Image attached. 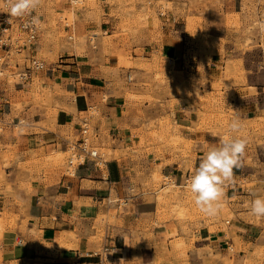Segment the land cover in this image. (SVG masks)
Listing matches in <instances>:
<instances>
[{
  "label": "crops",
  "instance_id": "0c3cea01",
  "mask_svg": "<svg viewBox=\"0 0 264 264\" xmlns=\"http://www.w3.org/2000/svg\"><path fill=\"white\" fill-rule=\"evenodd\" d=\"M120 4L92 0L76 14L67 8L63 25L75 33L74 42L47 35L49 23L44 20L46 29L30 46L29 58L48 54L53 61L46 63V70L33 72L31 80L19 78L27 60L16 63L11 54L25 49L18 53L13 41L10 49L0 47L6 60L0 77V264H100L105 255L104 264H166L174 245L177 251L187 249L191 254L209 247L224 252L228 245H239L236 259L246 256L243 249H264V218L257 222L243 208L255 189L242 183L264 182V137L254 144L246 137L242 166L234 169L236 182L225 188L224 201L233 213L226 221L230 228L220 226L222 218L206 217L194 204H185L182 189L192 168L224 133L212 100H198L195 107L183 102L185 96L171 97L170 91L183 79L167 60L184 50L185 36H174L163 24L165 47L149 41L147 56V46L131 45L133 63L148 65L149 70L119 66L123 47L113 37L119 19L112 12ZM69 15H74L71 27L66 25ZM9 18L0 14V36L4 29H12L6 25ZM215 32L211 29L210 34ZM155 51L160 60H155ZM244 70L241 84L232 86L235 98L226 101V106L237 109L229 120L238 117L243 125L264 116L257 97L264 82L258 83L247 65ZM128 75L130 88L121 84ZM210 78L198 83L201 93L216 94ZM183 83L187 91L194 87ZM129 89L159 102L131 100ZM93 108L98 111L89 117L93 144L104 150L106 163L96 167L87 161L69 174L62 158ZM160 116L179 127L172 134L181 141L177 153L181 158H175L172 147L159 151L151 146L148 152L139 148L141 137L153 138L160 131ZM155 170L169 181L160 183L161 191L182 190L179 197L160 203L151 180ZM175 204L186 210L184 217L172 210Z\"/></svg>",
  "mask_w": 264,
  "mask_h": 264
},
{
  "label": "rangeland",
  "instance_id": "374dc122",
  "mask_svg": "<svg viewBox=\"0 0 264 264\" xmlns=\"http://www.w3.org/2000/svg\"><path fill=\"white\" fill-rule=\"evenodd\" d=\"M77 1L78 2H75V0H40L36 11L33 13V15L38 13L41 19L39 34L46 29L47 22L45 21H48L49 30L47 35H50L55 40L64 39L66 42L76 41L75 33H72V31L68 32V30H66L68 28L63 25L67 17L66 9L68 8L70 12L76 14L83 6H88L92 0ZM108 1L112 3L118 1L121 3L118 8L112 12V14L119 19V24L116 27L117 29L113 37L119 40L123 47L122 51L119 53V66L125 69L141 68L143 70H149L148 65L145 66L142 63H133L131 58V45L137 44L136 46H147L146 55L149 56L151 54L149 50L150 42L163 44V33L160 29L163 24H165L164 29L167 31L171 30L174 36H185L184 50L178 51L174 59L167 60V62L174 66V71L177 70L178 74L183 79L178 85H174L173 89L170 91L171 97L176 100L177 94L185 96L183 102L192 104L195 107L196 104H198V100H205L207 103H212L213 101V110L218 115L217 118H219L218 124L220 125V131L225 133L230 117L236 116L237 114L235 106H226V101L235 98L236 95L235 91L232 90V86L241 84L242 76L245 74L244 66L247 65L248 68L252 69V74L256 75V81L258 83L263 84L264 82V27H262V25H264V0ZM4 2L5 0H0V14H8L3 7ZM59 4L62 8L61 10H56V6ZM62 9H64V11ZM72 16L74 15H69V20L67 19L68 21L66 23L67 26L72 25ZM21 18L23 17L12 18V25L8 26H12V29L7 30L0 36V38L4 36L5 39L10 37L16 49H18L19 46L25 49V51L19 55L16 52L11 53L16 63L18 62L20 64L26 62V60L27 62L29 61L30 54L28 50H30V46L33 45L27 42V34L19 28ZM58 20L62 21L61 25H59ZM211 29L216 30V32L210 34ZM70 37H72V39H70ZM108 39L107 37L105 38V40ZM163 45L165 47V44ZM93 47H97L95 43ZM153 55L155 60H160V53L155 51ZM0 57L2 58V60H0V73H3L5 71L3 68L6 60L2 56ZM37 59L45 63L53 61V58L48 54H44L43 57L41 55ZM179 68H183L184 72H179ZM212 75L214 78H212ZM161 77L160 75L157 76L158 80H162ZM209 78L210 80L212 79V87L214 90H217L216 94L201 93L198 88L199 82H207ZM217 79L219 81H217ZM184 80L194 85V87H190V90L187 91V83H183ZM36 81H38V79H36ZM129 82L131 81L125 76L121 84L130 88ZM180 88L182 90H180ZM223 89H228V92L223 91ZM130 90L131 89L128 90L127 94L128 98L131 100L141 101V103L145 100L159 102L156 97L154 98L151 96L146 97V99L144 96H136V94ZM257 97L259 100L258 107L264 109V91H260ZM206 108H208V106H206L205 109ZM97 113L98 111L93 108L90 110L89 114L97 115ZM148 114L150 115V112ZM141 115L145 116L147 112L141 111ZM160 117V121L158 122L160 131L154 132L152 134L153 138L141 137L138 144L139 148L148 152L151 146L158 147L157 150L159 151H164L166 147H172L175 152V158H181L179 154L177 155L181 150V141L172 134V132L177 131L179 127L174 121H170L168 117ZM150 126L154 129L156 125L151 124ZM242 134H244L252 144L256 142V139L261 141V137H264V116L246 121ZM92 135L93 137L95 135L93 128ZM98 149L101 154H104V150H102L99 145ZM68 156L69 153L66 152L61 162L65 165L66 170ZM59 157H61V155ZM151 180L154 183L155 190L158 192V200L161 204H164L171 198L179 197L182 190H186L187 198L185 204H194L193 194L187 187L181 191L179 189H171V187L161 191L160 183H168L169 181L163 178L158 170L154 171ZM258 181L260 182L261 180L255 179L252 182L243 181L242 183L247 189H255L253 193L264 195V182L261 181L260 186L256 187ZM248 202L249 201H246L243 208L249 209V207L246 206ZM172 210L177 212L181 217H184L186 214V210L182 212V207L180 208V205L175 204ZM162 211L163 209L160 208L159 212ZM229 211L226 201H223L221 211L216 216L223 219L220 225L223 229L230 228V226L226 224V221L232 220L233 213ZM187 215L190 216L189 218H195L191 213ZM255 218L257 222L260 221V218ZM212 230H216L215 227L212 228ZM227 249L228 250L224 252H216L212 247H209L204 250L194 251L191 254L187 249L177 251L176 245H174L170 253L172 254V258L168 260L166 264H264V249L254 248L250 250L249 248L245 251L243 249L242 252L246 253V256H242V259H236V255L241 249L239 245H228ZM230 257L233 258V260H231Z\"/></svg>",
  "mask_w": 264,
  "mask_h": 264
},
{
  "label": "clouds",
  "instance_id": "9594fccd",
  "mask_svg": "<svg viewBox=\"0 0 264 264\" xmlns=\"http://www.w3.org/2000/svg\"><path fill=\"white\" fill-rule=\"evenodd\" d=\"M40 0H5L3 7L9 14L11 23L14 17H30L28 24L34 28L41 26L39 14L33 15ZM264 27V25H262ZM226 132L218 143L210 145L199 157L198 165L194 166L186 180L187 189L193 194L194 205L206 217H216L222 208L225 188L234 184V169L242 166L248 140L243 133V122L239 118L231 119ZM246 206L250 214L264 218V195L252 193ZM107 261L106 255L101 257L100 264ZM108 262V261H107ZM123 264V261L120 262Z\"/></svg>",
  "mask_w": 264,
  "mask_h": 264
},
{
  "label": "built area",
  "instance_id": "2783aa9c",
  "mask_svg": "<svg viewBox=\"0 0 264 264\" xmlns=\"http://www.w3.org/2000/svg\"><path fill=\"white\" fill-rule=\"evenodd\" d=\"M8 20H6V25H12V22L9 23ZM29 21L30 17L21 18L19 28L27 34V42L34 44L38 38L39 28L30 26L28 24ZM7 30L9 29H4L3 32H6ZM70 39H72V37H70ZM11 41L12 39L10 37L5 39L4 36H2L0 38V47H8L10 49L12 44ZM21 49H23V47L19 46L17 52L20 53ZM0 60H2L1 57ZM46 69L47 66L45 62L31 57L29 58L26 70L19 75V78L22 81H28L31 80L33 72L44 71ZM1 75L2 73H0V77ZM127 78L129 81H132L131 75H128ZM89 117H91V115L82 119L77 139L70 142L68 146L67 152L69 153V156L67 158V172L69 174L72 173L74 175L77 168L86 164L87 161H92L96 167L104 166L106 163L104 155L100 153L98 146L93 144L92 128Z\"/></svg>",
  "mask_w": 264,
  "mask_h": 264
}]
</instances>
